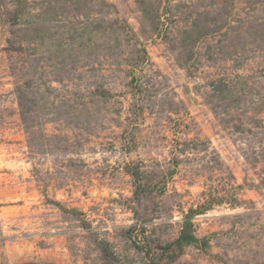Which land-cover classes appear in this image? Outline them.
Here are the masks:
<instances>
[{
  "label": "rangeland",
  "instance_id": "obj_1",
  "mask_svg": "<svg viewBox=\"0 0 264 264\" xmlns=\"http://www.w3.org/2000/svg\"><path fill=\"white\" fill-rule=\"evenodd\" d=\"M0 264H264V0H0Z\"/></svg>",
  "mask_w": 264,
  "mask_h": 264
},
{
  "label": "trees",
  "instance_id": "obj_2",
  "mask_svg": "<svg viewBox=\"0 0 264 264\" xmlns=\"http://www.w3.org/2000/svg\"><path fill=\"white\" fill-rule=\"evenodd\" d=\"M184 223V227L179 237L174 242L169 244L167 248H171L173 246L180 247L183 244H191L197 241L193 236H191V233L189 232L191 226V224H189V221H187L186 219Z\"/></svg>",
  "mask_w": 264,
  "mask_h": 264
}]
</instances>
